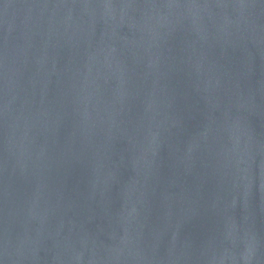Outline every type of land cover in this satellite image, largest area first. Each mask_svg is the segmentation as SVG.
<instances>
[{"label":"water","instance_id":"obj_1","mask_svg":"<svg viewBox=\"0 0 264 264\" xmlns=\"http://www.w3.org/2000/svg\"><path fill=\"white\" fill-rule=\"evenodd\" d=\"M0 264H264V0H0Z\"/></svg>","mask_w":264,"mask_h":264}]
</instances>
